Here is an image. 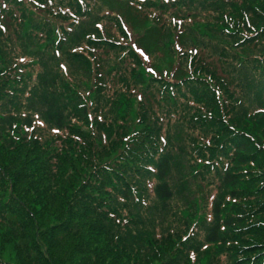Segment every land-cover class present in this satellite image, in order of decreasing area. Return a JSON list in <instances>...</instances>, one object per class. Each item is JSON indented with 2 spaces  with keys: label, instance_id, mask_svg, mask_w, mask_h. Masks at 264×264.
<instances>
[{
  "label": "trees",
  "instance_id": "trees-1",
  "mask_svg": "<svg viewBox=\"0 0 264 264\" xmlns=\"http://www.w3.org/2000/svg\"><path fill=\"white\" fill-rule=\"evenodd\" d=\"M116 1L0 0L17 264H264V0Z\"/></svg>",
  "mask_w": 264,
  "mask_h": 264
},
{
  "label": "rangeland",
  "instance_id": "rangeland-1",
  "mask_svg": "<svg viewBox=\"0 0 264 264\" xmlns=\"http://www.w3.org/2000/svg\"><path fill=\"white\" fill-rule=\"evenodd\" d=\"M115 2L118 5L116 0H115ZM115 7L118 8L119 13L122 15L123 14L122 7L120 8L119 5L115 6ZM127 21H128V19H127ZM127 21H126V23L130 27V29H129L130 31L128 30V32L129 33L131 32V35H130L131 40H133V43H134V40L136 41L137 39L144 36L146 29H144V26H138L139 28H136L133 23H137V22L130 23L129 21L128 22ZM148 40H150V38L147 37L145 40L143 39L142 42L148 41ZM154 56L155 57L158 56V53H155ZM184 172H185V170L181 169L179 176H182V174H184ZM189 179L190 180H196L193 177H189ZM171 180L173 183H181L180 180H177L176 173H174L173 178H171ZM174 187H175V189H177L179 187V185L176 184ZM198 190H199V187H197V191ZM187 195L189 196L190 199H192V195L190 193H187ZM18 245H20V243L16 239H14V238H12L10 240L6 239V233L0 229V255H1L0 260L3 257L9 263L17 264L18 261L16 258H19L21 256V254L17 250Z\"/></svg>",
  "mask_w": 264,
  "mask_h": 264
},
{
  "label": "snow or ice",
  "instance_id": "snow-or-ice-1",
  "mask_svg": "<svg viewBox=\"0 0 264 264\" xmlns=\"http://www.w3.org/2000/svg\"><path fill=\"white\" fill-rule=\"evenodd\" d=\"M0 27H2V25H0ZM133 47H135V45H133Z\"/></svg>",
  "mask_w": 264,
  "mask_h": 264
}]
</instances>
